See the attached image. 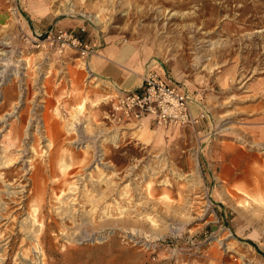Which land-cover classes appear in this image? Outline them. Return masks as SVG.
<instances>
[{
    "label": "rangeland",
    "instance_id": "obj_1",
    "mask_svg": "<svg viewBox=\"0 0 264 264\" xmlns=\"http://www.w3.org/2000/svg\"><path fill=\"white\" fill-rule=\"evenodd\" d=\"M7 12L0 154L19 129L29 152L22 157L14 147L24 186L0 187L26 189L30 208L9 213L0 227V264H264V184L250 181L264 178V0H14ZM77 20L192 80L206 101L201 125L133 136V128L110 122L66 62L69 51L57 54L35 40L49 25ZM37 164L54 174L36 177ZM85 192L100 201L75 206L86 217L77 224L90 222L88 236L45 227L47 211L63 205L54 197L84 202ZM37 202L44 216L32 221ZM121 217H140L142 234L118 228Z\"/></svg>",
    "mask_w": 264,
    "mask_h": 264
},
{
    "label": "crops",
    "instance_id": "obj_2",
    "mask_svg": "<svg viewBox=\"0 0 264 264\" xmlns=\"http://www.w3.org/2000/svg\"><path fill=\"white\" fill-rule=\"evenodd\" d=\"M13 2L14 0H0V22L5 20L4 15L6 13L8 14L7 11L12 7ZM39 14L41 15V11L36 10V18ZM82 25L85 24L80 23L78 20L69 22L60 21L57 22L56 25L45 27L42 29V32L59 28L70 29L79 36L89 40L96 48L97 52L88 57L84 67L81 66L82 63L80 58H78L74 52L69 51L64 57L67 59L69 58L66 62L69 61L74 63V66L78 69V77L81 76L80 79L82 83L86 85L87 90L85 91L91 90L93 92L90 91L91 97L93 95V102L105 106L106 108L103 110L105 113L109 110L108 97L110 98L115 92L137 89L141 85L143 73L146 70L152 69L162 75L169 84L176 86L189 97L192 115L199 116L201 113H204V116H199L197 122L198 126L201 125L207 117L206 101L202 98V95L198 93L195 83L192 80L189 78H182L173 71L171 72L166 68L163 62L159 61L157 58L149 59L147 54L140 53L127 43L116 42L111 38H105L103 35L94 34V30L90 29L89 24L85 25L86 29L84 32H80L79 28ZM87 75H89V77H87ZM78 83L80 89V80L77 84ZM118 126L126 129L133 128L134 130H132L131 133L139 132L140 129L145 130L144 128H147V130H157L151 129V127L159 128L152 123L148 117L138 122H123ZM135 133H132V135Z\"/></svg>",
    "mask_w": 264,
    "mask_h": 264
},
{
    "label": "built area",
    "instance_id": "obj_3",
    "mask_svg": "<svg viewBox=\"0 0 264 264\" xmlns=\"http://www.w3.org/2000/svg\"><path fill=\"white\" fill-rule=\"evenodd\" d=\"M85 29L86 26L82 25L79 31L84 32ZM35 40L57 54L74 52L83 63L97 52L89 40L70 29H50L39 33ZM107 100L109 110L106 117L116 124L138 122L148 117L157 127H177L196 124L199 116H204V113L192 115L189 97L152 69L143 73L140 87L115 92Z\"/></svg>",
    "mask_w": 264,
    "mask_h": 264
},
{
    "label": "bare ground",
    "instance_id": "obj_4",
    "mask_svg": "<svg viewBox=\"0 0 264 264\" xmlns=\"http://www.w3.org/2000/svg\"><path fill=\"white\" fill-rule=\"evenodd\" d=\"M89 19L91 21H95V19L97 18V15H88ZM102 50V49H101ZM100 55V54H99ZM8 65V64H7ZM86 67V66H85ZM99 102V100H98ZM93 104H95L93 102ZM83 107V103L79 104V108L82 109ZM79 110V109H78ZM12 113V112H11ZM73 116V115H72ZM21 119V118H19ZM11 122V121H10ZM25 123V122H24ZM11 124V123H10ZM69 126V124L67 125ZM27 127V126H25ZM44 127V126H43ZM145 130H147V128H144ZM15 130V129H14ZM68 130V129H67ZM73 130V129H72ZM42 131V130H41ZM74 131V130H73ZM152 131V130H150ZM155 131V130H154ZM36 132V131H35ZM39 132V131H38ZM72 132V131H71ZM23 131H21V129H19L17 131V134L14 136V138L10 139V141H12L13 144H10L8 149L6 148L4 151V154H0L3 155L2 156V161H0V167H3V171H0V186L1 185H5L7 186V188L9 187H14V186H24L23 180L25 179V177H23V173L20 174V170L15 168L14 163L16 162L17 159L16 155L19 151L18 149L16 150L14 147L15 146H20L22 149H20V153L22 154V157L25 155V153L29 152V148L26 147V143L25 140L23 139L22 135H23ZM39 137V135H38ZM46 137V136H45ZM4 138V137H3ZM112 139H116V134H112L111 135ZM35 139V138H34ZM5 140V139H4ZM33 146V145H32ZM33 148V147H32ZM3 149V148H2ZM3 151V150H2ZM26 151V152H25ZM35 152V151H34ZM13 153V154H12ZM12 155V156H11ZM1 160V159H0ZM13 160V162H11ZM32 165V164H31ZM48 165V164H47ZM37 166V176H40L44 179L46 176L49 175H53L54 172L51 169L48 170H44V168H41L39 166V164L36 165ZM33 168V167H32ZM46 169V166H45ZM31 170V169H30ZM20 174V175H19ZM66 176V172L63 173ZM30 177V176H29ZM50 178V177H49ZM105 178V177H103ZM29 179H32V177H30ZM252 180H250L252 182V184L254 185H263L264 184V178L261 177L260 175H257L255 178H251ZM53 180V179H52ZM103 180V179H102ZM110 182V181H109ZM15 184V185H14ZM26 184V183H25ZM57 185V184H56ZM96 185V184H95ZM94 188V187H93ZM97 188V187H95ZM111 188V187H110ZM75 187H73L72 190H74ZM46 190V189H45ZM69 190V188H68ZM26 191V189L20 190V191H14V192H10L8 190H4L0 187V227L2 225H4L5 222H10L9 220V213H13L15 212V214H20L24 211L25 208H30V195L27 194L25 195L24 192ZM42 191V186L41 183L39 182L36 186V195L38 196L39 194H41ZM80 192V191H79ZM99 192V191H98ZM106 192V191H104ZM110 192V191H109ZM27 193V192H26ZM70 193V192H69ZM75 193V192H74ZM93 193V192H92ZM96 193V191H95ZM101 193V192H99ZM111 193V192H110ZM97 194V193H96ZM84 202H82L81 198H79L77 195H68L67 197H65V195H57V197H54L56 199H58L63 205L60 207V211L53 213L52 210L47 211V215L49 216V220L48 222L45 224V227L50 229V228H54V229H60L61 231H63L61 234H65L68 237H76V236H88V233H85L86 231L83 230L84 228H89L90 227V222L84 221L85 223H83L84 225L82 226L77 224L76 220L78 219V216H83L84 214L82 213L84 210H78V208H76L75 206L78 204V206L80 207H85V205H88L92 202V205H95L97 203H100V201H98V199H95L96 197L93 198V194L85 192L83 195H81ZM101 196V195H100ZM105 198V197H104ZM226 198V197H225ZM70 199V200H68ZM100 199H103V197H101ZM104 200V199H103ZM106 200V199H105ZM81 201V203H80ZM117 201V200H116ZM90 202V203H89ZM223 202V201H222ZM38 203V208L37 207H33L34 209H32V221H38L36 219L37 216H44V214H41L42 210L39 209L40 207V203ZM66 203V206L64 207V204ZM80 203V205H79ZM107 203V202H106ZM68 204V206H67ZM42 205V204H41ZM49 205V204H47ZM98 205V204H97ZM96 205V206H97ZM109 205V203H108ZM118 205V204H116ZM91 206V204H90ZM120 206V205H119ZM105 207V206H104ZM113 207V206H112ZM42 208V207H41ZM59 208V207H57ZM95 208V207H94ZM117 208V207H116ZM123 208V207H122ZM88 209V208H87ZM121 210V206L119 208ZM128 209V208H127ZM126 209V210H127ZM27 210V209H26ZM30 210V209H29ZM109 210V209H108ZM124 210V209H122ZM124 210V211H126ZM130 210V209H129ZM167 210H169V208H167ZM27 212V211H26ZM88 214V212H87ZM107 214V213H106ZM121 214V213H120ZM36 215V216H35ZM125 215V214H124ZM140 215V214H139ZM143 215V214H142ZM149 215V214H147ZM60 216V217H58ZM89 216V215H88ZM87 216V217H88ZM93 216V215H92ZM85 217V216H83ZM138 217V216H137ZM86 218V217H85ZM85 218H83L84 220H86ZM89 218V217H88ZM91 218V217H90ZM89 218V219H90ZM140 218V217H139ZM139 218H133V217H121L118 219V228L121 229H125L128 230L127 232H133V234L135 236H138L140 234H142L143 232V228L145 226V222L143 220H139ZM143 218V217H142ZM147 218V217H146ZM4 219H6V221H4ZM107 219V217H106ZM148 223L149 224H155L154 219H152V217H148ZM93 220H91L92 222ZM102 221V220H101ZM87 222V223H86ZM104 222H108L107 220ZM24 223V222H23ZM81 223V222H80ZM98 223V222H97ZM96 223V224H97ZM147 223V222H146ZM27 225V222L25 223ZM30 224V223H29ZM94 224V223H93ZM92 224V226H93ZM95 224V225H96ZM23 225V224H22ZM25 225V226H26ZM43 224H41L42 226ZM98 225H101V223H99ZM40 226V227H41ZM105 227V226H104ZM26 228V227H25ZM68 228H74L75 230L72 231L71 233H69ZM31 230V229H30ZM60 231V232H61ZM29 232V231H28ZM37 234V233H36ZM1 236V235H0ZM28 236V235H27ZM37 237V236H36ZM68 240V239H67ZM35 242V241H34ZM69 242V241H68ZM38 244V248H41L40 245V241L39 238H37V242H35ZM35 245V244H34ZM20 248V247H19ZM35 248V247H34ZM70 250H72L71 247L69 246H65L64 251L69 252ZM127 251H130V247H126ZM38 250H35L34 252H36ZM40 251V250H39ZM33 252V251H32ZM31 252V253H32ZM43 253V252H42Z\"/></svg>",
    "mask_w": 264,
    "mask_h": 264
}]
</instances>
